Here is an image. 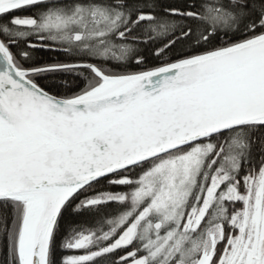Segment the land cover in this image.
I'll return each mask as SVG.
<instances>
[{
	"label": "snow or ice",
	"instance_id": "snow-or-ice-1",
	"mask_svg": "<svg viewBox=\"0 0 264 264\" xmlns=\"http://www.w3.org/2000/svg\"><path fill=\"white\" fill-rule=\"evenodd\" d=\"M0 264H264V0H0Z\"/></svg>",
	"mask_w": 264,
	"mask_h": 264
},
{
	"label": "trees",
	"instance_id": "trees-1",
	"mask_svg": "<svg viewBox=\"0 0 264 264\" xmlns=\"http://www.w3.org/2000/svg\"><path fill=\"white\" fill-rule=\"evenodd\" d=\"M39 55H40L41 57H43L45 60H48L49 57L54 56L55 54H54V53H45V52H41V53H39Z\"/></svg>",
	"mask_w": 264,
	"mask_h": 264
}]
</instances>
